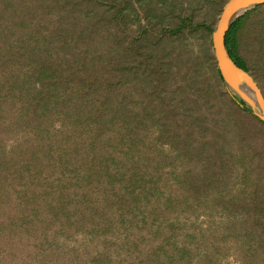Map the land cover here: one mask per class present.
Returning <instances> with one entry per match:
<instances>
[{
	"label": "trees",
	"instance_id": "16d2710c",
	"mask_svg": "<svg viewBox=\"0 0 264 264\" xmlns=\"http://www.w3.org/2000/svg\"><path fill=\"white\" fill-rule=\"evenodd\" d=\"M228 1L0 0V264H264V124L212 52ZM226 46L264 93V6Z\"/></svg>",
	"mask_w": 264,
	"mask_h": 264
},
{
	"label": "water",
	"instance_id": "95a60500",
	"mask_svg": "<svg viewBox=\"0 0 264 264\" xmlns=\"http://www.w3.org/2000/svg\"><path fill=\"white\" fill-rule=\"evenodd\" d=\"M264 6V0H229L212 34V52L217 69L231 98L264 124V93L255 78L231 58L226 38L233 25L249 11Z\"/></svg>",
	"mask_w": 264,
	"mask_h": 264
},
{
	"label": "rangeland",
	"instance_id": "374dc122",
	"mask_svg": "<svg viewBox=\"0 0 264 264\" xmlns=\"http://www.w3.org/2000/svg\"><path fill=\"white\" fill-rule=\"evenodd\" d=\"M250 33H249V35L247 36V38H246V42H248L249 44H250V46L251 45H253V31H249ZM216 219H217V221L219 222L218 223V226L220 227V229L222 230V228L224 227L223 226V224L221 223V220H223L222 219V216H221V214H216ZM204 221V218L202 217L200 220H199V223H202ZM221 264H239V262L237 261V259L235 258V257H232V256H230V257H228V258H225V259H223L222 260V263Z\"/></svg>",
	"mask_w": 264,
	"mask_h": 264
}]
</instances>
